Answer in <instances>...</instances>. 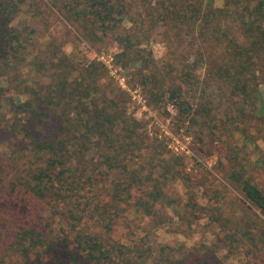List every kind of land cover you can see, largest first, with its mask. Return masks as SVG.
<instances>
[{
    "label": "trees",
    "instance_id": "obj_1",
    "mask_svg": "<svg viewBox=\"0 0 264 264\" xmlns=\"http://www.w3.org/2000/svg\"><path fill=\"white\" fill-rule=\"evenodd\" d=\"M214 2L0 0V264L53 263L62 245L67 257L61 264H184L179 250L159 244L150 232L124 240L115 234L120 225L129 227L128 207L154 232L167 224L160 209L173 206L169 188L183 178L184 158L162 157L163 144L141 133L104 65L76 61L75 51L66 53L65 43L47 30L56 10L92 46L115 43L116 63L132 71L149 103L168 96L181 115L190 113L182 100L187 87L198 85L202 93L214 87L221 98L227 92L229 106L214 127L245 134L246 123L264 126V0ZM20 16L27 18L13 26ZM45 37L50 41L43 45ZM156 43L166 49L163 59L153 55ZM210 104L197 114L213 121ZM235 163L226 180L264 216V189L247 165ZM215 219L210 224L230 234L215 235L206 250L264 247L257 220L243 231L228 227L226 217Z\"/></svg>",
    "mask_w": 264,
    "mask_h": 264
},
{
    "label": "rangeland",
    "instance_id": "obj_2",
    "mask_svg": "<svg viewBox=\"0 0 264 264\" xmlns=\"http://www.w3.org/2000/svg\"><path fill=\"white\" fill-rule=\"evenodd\" d=\"M50 1L44 0L48 4ZM214 1L216 7L223 5V0ZM53 11L56 15L48 25L47 36L52 34L57 38L58 44L65 43L66 53L75 51L78 57L76 61L83 63L84 60H96L103 64L108 83L118 95L125 97L127 114L141 124V133L149 141H154V144H163L165 154L163 153L162 157L174 155L184 158L183 178L169 188L168 198L173 206H169L166 210L160 209V214L163 215V219L166 218L167 224L159 225V229L154 232L148 219L143 218L134 208L128 207L124 215L129 219V227L120 225L116 228V236L122 240L130 236L140 239L146 232H150L159 244L172 245L179 250V258L184 264H264V247L260 251L252 250V252H250L251 248L240 247L231 248L230 252L221 249L206 250V247H210L211 243L216 241V236L222 238L230 234L228 233L230 229L227 230L224 225L221 227L220 223L210 224L211 220H216L215 218L226 217L229 219L228 227L243 231L248 230L247 225L251 219L257 220L259 226H264L263 221L257 219L259 216L264 220V216L225 178L229 168L240 161L247 165L248 175L264 189L262 121L246 123V132L243 130L245 134L241 131L235 132L234 126L229 125L223 129H216L214 126L220 124L217 120L223 115V107H228L229 103L227 92L221 98L222 93L214 87L206 93H202V88L198 85L197 90H191V87L185 89L182 100L185 99L188 103V106H184V109L188 107L190 109L188 115H181L182 107L176 105V100L168 96V99L158 104L149 103L143 88L133 78L132 71L116 63L115 55L118 48L115 43H111L107 49L92 46L80 36L75 27L59 16L56 10ZM26 18L20 16L13 26ZM48 41L50 39L45 37L40 43L45 45ZM151 50L157 60L163 59L166 54L162 44H154ZM111 70L125 79V88L120 85ZM218 99L221 100V109ZM210 102V107L214 109L211 115L216 117L213 121L207 116L197 114L201 110V105L206 106ZM246 134L254 136V141L246 139ZM0 156L5 157V150L2 148H0ZM93 167L94 164L91 168ZM101 179L103 178L100 176L96 179L99 183L97 186L100 188L99 193L105 189L104 181ZM105 184L108 186L110 182L106 181ZM101 199L108 201L105 195L101 196ZM221 207L220 213L217 212ZM46 212L50 214L49 211ZM46 212L44 214L48 215ZM160 217L157 216L156 221L160 220ZM246 242L250 246V241L246 240ZM216 244L222 245V242ZM60 249L61 257L56 256L55 262L48 264H54L57 260L61 264L63 256L67 257L62 252L63 245Z\"/></svg>",
    "mask_w": 264,
    "mask_h": 264
},
{
    "label": "built area",
    "instance_id": "obj_3",
    "mask_svg": "<svg viewBox=\"0 0 264 264\" xmlns=\"http://www.w3.org/2000/svg\"><path fill=\"white\" fill-rule=\"evenodd\" d=\"M111 71L113 73V76L115 75V77H116L117 81L120 83V85L125 88L126 87L125 79L120 77V76H118V75H116V73H114V70H111ZM135 98L136 97H134V99Z\"/></svg>",
    "mask_w": 264,
    "mask_h": 264
}]
</instances>
